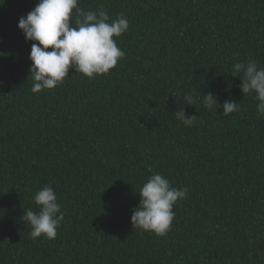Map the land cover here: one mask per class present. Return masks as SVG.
Wrapping results in <instances>:
<instances>
[{
  "label": "trees",
  "instance_id": "1",
  "mask_svg": "<svg viewBox=\"0 0 264 264\" xmlns=\"http://www.w3.org/2000/svg\"><path fill=\"white\" fill-rule=\"evenodd\" d=\"M36 3L0 0V264H264V116L232 76L264 68V0H79L129 19L126 55L39 94L18 28ZM209 91L240 111L206 109ZM156 173L188 190L164 236L131 222ZM45 186L64 213L53 240L23 219Z\"/></svg>",
  "mask_w": 264,
  "mask_h": 264
},
{
  "label": "clouds",
  "instance_id": "2",
  "mask_svg": "<svg viewBox=\"0 0 264 264\" xmlns=\"http://www.w3.org/2000/svg\"><path fill=\"white\" fill-rule=\"evenodd\" d=\"M78 5L79 0H37L35 7L19 18L18 28L26 41L33 42L29 72L34 94L63 84L69 78L70 69L89 79L108 74L126 55L117 46L115 38L129 30V19L123 13L110 19L102 7L96 11H84ZM232 76L241 79L240 88L244 95L255 94L254 99L259 101L257 116H264V68L258 67L251 59L247 64L237 62L232 66ZM200 96L206 109L219 105L224 116L240 111L239 103L231 99L220 105L217 95L211 91L207 95L200 93ZM184 99L191 106L197 97L186 95ZM175 116L187 127L193 126L197 119L195 115L186 116L185 110L176 111ZM187 191V188L172 187L159 173L151 175L138 193L140 202L131 216L133 226L157 236L166 235L175 217L173 207L186 198ZM34 201L39 211L28 210L23 215L24 221L31 226V238L55 239L64 220L56 192L51 186H45L35 194Z\"/></svg>",
  "mask_w": 264,
  "mask_h": 264
}]
</instances>
